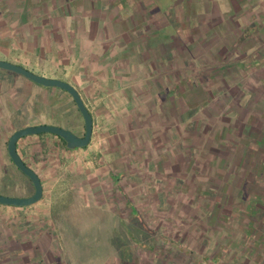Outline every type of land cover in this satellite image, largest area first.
<instances>
[{
	"label": "rangeland",
	"instance_id": "rangeland-1",
	"mask_svg": "<svg viewBox=\"0 0 264 264\" xmlns=\"http://www.w3.org/2000/svg\"><path fill=\"white\" fill-rule=\"evenodd\" d=\"M256 1L257 10L244 9L239 21L215 9H226L221 0L191 15L186 0L155 2L166 23L138 34V43L157 60L158 76L143 82L147 88L132 82L127 89L138 99L127 95L113 117L104 101L88 103L90 153L111 154L113 188H60L56 167L50 182L56 188H43L29 205L31 217L14 222L13 211L0 225V264H264V0ZM81 4L73 2V15L83 14ZM13 76L21 77L0 68L7 88L18 85ZM144 89L155 95L144 101ZM33 91L13 122L57 100ZM55 103L58 116L50 123L82 134L75 103L71 109ZM43 136L51 148L63 146ZM7 154L0 158V194H32ZM62 158L79 170L80 155ZM82 170H74V187ZM102 199L109 213L90 208Z\"/></svg>",
	"mask_w": 264,
	"mask_h": 264
},
{
	"label": "crops",
	"instance_id": "crops-1",
	"mask_svg": "<svg viewBox=\"0 0 264 264\" xmlns=\"http://www.w3.org/2000/svg\"><path fill=\"white\" fill-rule=\"evenodd\" d=\"M58 1L61 0H0V59L19 64L34 73L58 78L71 84L91 113L93 132L94 117L88 104L90 99L94 102L96 99L99 102L104 101L113 117L127 95L134 96L135 100L138 99V93L134 95L133 91L127 89L130 86L133 90L132 82L141 81L147 84V79L155 80V76H158L154 68L159 64L152 54L151 56L147 54L151 52L138 43L140 40L138 34L157 32L166 20L162 16H157L161 15L156 12L157 0H138L135 3L130 0H81V6L85 8L81 16L73 15L75 0H66V3L63 0L59 4ZM186 1L189 5V15H191L199 12L197 9L200 7L205 8V3L211 0ZM221 3L226 6V9H221L218 4L215 9L222 11L225 16H233L238 21L239 17L242 18L244 9L257 10L259 6L258 1L252 3V0H248V3L246 0H221ZM151 11L152 14H150ZM181 13L183 10L180 11L176 7V14ZM58 16L63 17L62 23L57 22ZM68 18L73 19L71 23H68ZM87 19L89 25H87ZM134 22L138 23L137 27ZM149 24L153 29H147ZM21 77L24 76L21 75ZM21 77L13 76L12 80L18 84L15 85L16 87L28 86L30 88L28 92L23 89L16 90L14 85L7 88L5 79L0 81V158L3 159L8 138L13 131L28 125L51 124V120H56L58 116L54 109L56 101L57 104L63 102L70 109L71 106L74 107L73 100L66 91L58 90L57 87L51 89L47 86L32 85ZM145 84L144 87L147 88ZM47 88L49 90H45ZM33 90L56 97L57 100L52 103L47 102L48 109L45 107L40 109L39 114L32 113L25 118L20 117L18 123L13 122L12 119H17L18 108L24 104V100L32 97ZM149 91L150 89L147 93L144 89V101L155 95V93L152 94V90ZM154 109H157L156 106ZM63 110L65 111L64 107ZM43 135L23 136L16 143L17 153L38 174L42 188H56L55 184L50 183L56 167L60 175V188H113L112 156L111 154L100 155L97 152L90 153L92 138L85 147L66 149L61 145L51 148L48 137ZM153 143L156 146V140ZM67 154L82 157L79 158L77 167L79 170L85 169L82 170L84 179L80 181L78 187L73 186L71 179L76 177L74 170H79L62 158ZM109 178H112V181ZM30 183L29 186L33 188ZM108 205V201L102 199L100 202L95 201L94 206L90 208H103L106 213H109L108 210L111 207ZM32 206L18 207L0 204V225L10 222V220L5 222L3 220L7 219L13 211L17 214L14 222L23 224L22 222L31 217L27 212ZM61 213L64 215L58 217L64 223L65 209H61ZM19 234V232L11 233L12 236L17 237L20 236Z\"/></svg>",
	"mask_w": 264,
	"mask_h": 264
},
{
	"label": "water",
	"instance_id": "water-1",
	"mask_svg": "<svg viewBox=\"0 0 264 264\" xmlns=\"http://www.w3.org/2000/svg\"><path fill=\"white\" fill-rule=\"evenodd\" d=\"M0 68L22 75L39 85L57 87L66 91L75 103V106L81 114L84 123L83 135H78L72 130L58 125L44 123L28 125L16 129L9 136L7 141L8 156L15 167L29 178L33 186V193L24 197H12L0 194V204L18 207L29 206L41 199L43 188L38 174L30 166H28L17 153L16 143L18 139L32 134L51 133L62 138L65 141L66 148L68 149L84 147L90 142L93 120L90 111L84 104L78 91L68 82L58 78H50L34 73L19 64H15L7 60L0 59Z\"/></svg>",
	"mask_w": 264,
	"mask_h": 264
},
{
	"label": "trees",
	"instance_id": "trees-1",
	"mask_svg": "<svg viewBox=\"0 0 264 264\" xmlns=\"http://www.w3.org/2000/svg\"><path fill=\"white\" fill-rule=\"evenodd\" d=\"M43 134H46V133H40L39 135H43ZM51 134V133H50ZM53 136H56V135H54V134H52ZM56 137H58V136H56ZM59 139H60V141L62 142V144H63V146L66 148V145H65V141L62 139V138H60V137H58ZM85 147V146H84ZM66 149H68V148H66Z\"/></svg>",
	"mask_w": 264,
	"mask_h": 264
},
{
	"label": "flooded vegetation",
	"instance_id": "flooded-vegetation-1",
	"mask_svg": "<svg viewBox=\"0 0 264 264\" xmlns=\"http://www.w3.org/2000/svg\"><path fill=\"white\" fill-rule=\"evenodd\" d=\"M84 132V131H83ZM79 135H83V133L82 134H79Z\"/></svg>",
	"mask_w": 264,
	"mask_h": 264
}]
</instances>
